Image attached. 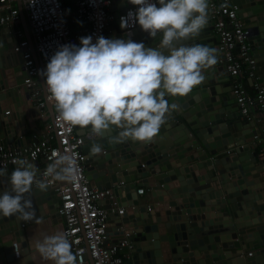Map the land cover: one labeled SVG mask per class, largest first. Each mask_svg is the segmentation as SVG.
<instances>
[{
    "label": "water",
    "instance_id": "water-1",
    "mask_svg": "<svg viewBox=\"0 0 264 264\" xmlns=\"http://www.w3.org/2000/svg\"><path fill=\"white\" fill-rule=\"evenodd\" d=\"M232 1L250 32L256 73L264 85V0ZM125 6L120 2L110 8L119 32L123 29L117 16ZM209 14L208 3L206 27L183 43H202L217 49L219 37L213 34ZM8 31L9 27L3 28L0 40ZM122 37L142 40L152 47L160 38L150 37L141 29ZM3 52L0 47V142L12 143L14 137L22 136V145H27L24 119L34 117L36 108L23 87L21 54ZM216 55L217 62L204 70L205 78L199 85L183 97L169 98L178 107L168 114L150 142L111 143L108 137L116 134L112 129L83 146L91 183L99 189L113 190V198L105 203L107 221L116 218L115 226L130 232V247L125 248L130 255L124 264H264V188L257 186L263 170L256 165L250 145L253 125L240 118L229 76L224 66L218 67L220 56L218 52ZM44 98L47 100L46 94ZM6 111L9 116L4 115ZM75 127L80 135L90 132L87 127ZM177 131L179 136L175 135ZM93 143H100L103 151L91 154ZM3 175L0 183L3 181L10 191L6 173ZM135 186L144 187L150 201L137 195ZM25 197L35 208L31 220L23 221L15 215L0 217V264H52L32 250L37 221L42 222L39 225L44 221L56 225L58 220L62 222L56 192L49 186L40 190L32 184ZM114 203L123 214L111 212ZM106 230L111 232L109 227ZM15 249L18 258L14 257ZM247 252H251L250 257H246ZM138 253L145 256L141 259Z\"/></svg>",
    "mask_w": 264,
    "mask_h": 264
},
{
    "label": "clouds",
    "instance_id": "clouds-1",
    "mask_svg": "<svg viewBox=\"0 0 264 264\" xmlns=\"http://www.w3.org/2000/svg\"><path fill=\"white\" fill-rule=\"evenodd\" d=\"M32 0L29 4H35ZM135 5L120 17L122 29L139 25L148 36L157 37L155 47L125 37L91 35L79 44L65 43L51 55L41 70L43 83L54 102L59 119L72 126L87 127L96 137L115 129L111 143H148L167 116L178 107L169 98L183 97L205 78L204 70L217 62V49L202 43H183L208 23V0H127ZM103 151L93 143L91 154ZM7 177L10 191L0 192V217L17 216L28 221L35 208L25 194L32 190L36 167L24 159ZM5 169L0 168V175ZM45 175L54 181L77 179L75 159L58 154ZM46 190V181H38ZM71 241L63 231L45 235L34 249L52 264H76Z\"/></svg>",
    "mask_w": 264,
    "mask_h": 264
},
{
    "label": "built area",
    "instance_id": "built-area-1",
    "mask_svg": "<svg viewBox=\"0 0 264 264\" xmlns=\"http://www.w3.org/2000/svg\"><path fill=\"white\" fill-rule=\"evenodd\" d=\"M15 1L0 0L3 14H0V33L4 27H12L15 36L21 38V31L15 29L19 22L18 10L13 6ZM21 1L32 33L33 50L25 43H17L13 49L22 57L23 87L30 93L29 101L34 103L41 116L47 114L45 108L49 104L53 109L52 119L44 123L40 138L31 144L11 146L0 143V168L7 170L18 166L16 161L19 159L31 164L42 158L49 164L60 153L70 154L76 161L77 179L70 183L54 181L45 175L46 167L36 175L33 184L38 186L37 182L43 180L55 190L59 200L57 212L63 223V232L71 241L76 264H124L127 255L122 251L130 247V232L126 227L117 228L115 219L107 221L108 209L103 204L113 198V190L97 188L86 175L83 146L96 136L91 132L80 135L75 126L61 121L46 89L47 100L44 98L36 76L62 44H79V37L85 35H91L95 41L99 35L122 37L128 31L141 29L136 25L117 31L115 18L110 12L111 7L126 3L117 16L120 26V17L136 6L127 0H69L72 2L70 5L67 0H36L31 5L32 0ZM208 3L213 34L219 37V62L229 76L231 95L240 118L253 125L250 145L257 163L264 169V85L256 73V61L249 44L250 32L232 0H208ZM70 6L73 11L68 14ZM144 193V187L136 190L139 196ZM110 208L113 214H123V209L117 208L115 203ZM108 227H111L110 233L106 230ZM112 234L120 237L113 240ZM250 256L251 252H247L246 257Z\"/></svg>",
    "mask_w": 264,
    "mask_h": 264
},
{
    "label": "crops",
    "instance_id": "crops-1",
    "mask_svg": "<svg viewBox=\"0 0 264 264\" xmlns=\"http://www.w3.org/2000/svg\"><path fill=\"white\" fill-rule=\"evenodd\" d=\"M66 2H67L68 5L72 4V2L69 1V0H67ZM13 6L18 10V13H19V22L16 25L15 29L21 31L22 37L21 38H17L15 36V34H14V28L9 27L10 31L6 32L4 34V36H3L4 38H2V40H0V42H1L0 43L1 44L0 47H1V50L4 51L3 53H5L6 55L8 54L10 56H17L18 53L14 52L13 46L16 45L17 43H25L26 45H28V47L30 49L33 50V38H32V33H31L29 22L27 20L24 8L22 6V1L21 0H16L14 2ZM72 11H73L72 6L68 7V14L69 13L71 14ZM1 13L2 12L0 11V14ZM42 69L43 68H41L39 70L38 75L36 76V80L38 81V84H39V87H40V89L42 91L43 96H45L46 91H45V85L43 83L44 77L41 75V70ZM217 87L219 88V85ZM250 91H251V88H250ZM31 103L35 107L34 103L33 102H31ZM8 108L9 107L7 106V109ZM23 108H24V105L22 106V110H23ZM7 109H5V110H7ZM35 110H36L37 114L35 113L34 117L31 116L30 118H25L24 119L25 128H24L23 136L27 138L28 144H31L32 142H34V141H36L37 139L40 138L41 132L44 129V125H45L44 123L46 121H51V119H52V111H53V109L51 108V106L49 104H46L45 111H46L47 114L45 116H41L40 113L38 112L37 108ZM4 115L9 116L8 111H6V113L4 112ZM80 132H81L80 130L77 131L78 134H80ZM175 135L179 136L180 132L177 131L175 133ZM14 138H15V140L12 143H7L5 141H1L0 143L4 144V145H11V146H19V145H22V144L25 143V141H24L22 136H16ZM173 156L176 157L175 154ZM184 158H185V155H184ZM31 164L35 165L36 172L42 171L48 165L47 162L45 160H43L42 158H40L38 161L33 162ZM256 165L259 166V167L261 166V164H258V163ZM13 169H14V167H11V168L5 170L6 171L5 172L6 173V178L12 172ZM262 170H263V173L259 174V176H258V178H260L262 182L259 185H257V186H263V188H264V169L262 168ZM3 177H4V175H0V179L1 180H2ZM137 189H139V187L135 186V190H137ZM6 190H7V186L2 181L0 183V192L6 191ZM144 196H145V193H144V195H141V197H144ZM39 197L40 198H44V196H39ZM168 198H170V196ZM144 199L147 200V201H150L151 196L150 195H146L144 197ZM108 202H109V200H106V201H104L103 204L105 205V203H108ZM215 217H216V214H215ZM54 220L57 221L58 219L55 218ZM115 220H116V218H115ZM39 222L40 221H37V223H36V225H38L37 231L33 234L34 242H35V240H41L45 235H51V234H54L56 232L63 231V225H62L63 223L60 222L59 220L57 221V225L52 223V222L51 223H46L45 221H44V225H39V224H42V222H40V223ZM220 227H221V224H220ZM223 227H224V225H223ZM113 233H114V231H113ZM118 237H120V235L112 234V236H111V238L113 240H115ZM12 240H14V238H12ZM32 252L34 253V252H37V251L36 250H32ZM122 254H126L127 255V259L125 261V263H126L129 260V255L130 254H129L128 250H125V251L123 250ZM136 256L142 259L145 255H144V253H138ZM14 257L18 258V254L16 252L14 254Z\"/></svg>",
    "mask_w": 264,
    "mask_h": 264
},
{
    "label": "bare ground",
    "instance_id": "bare-ground-1",
    "mask_svg": "<svg viewBox=\"0 0 264 264\" xmlns=\"http://www.w3.org/2000/svg\"><path fill=\"white\" fill-rule=\"evenodd\" d=\"M218 52V51H217ZM219 54V56H220V59H221V55H220V53H218ZM219 59V60H220ZM218 63H219V65H218V67H220L221 66V64H220V62L218 61ZM56 218V215H55V217H54V219Z\"/></svg>",
    "mask_w": 264,
    "mask_h": 264
}]
</instances>
